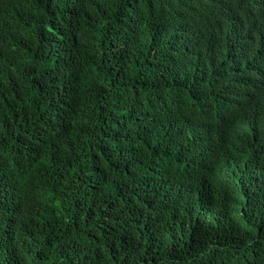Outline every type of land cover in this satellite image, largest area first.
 Returning a JSON list of instances; mask_svg holds the SVG:
<instances>
[{
	"label": "trees",
	"instance_id": "trees-1",
	"mask_svg": "<svg viewBox=\"0 0 264 264\" xmlns=\"http://www.w3.org/2000/svg\"><path fill=\"white\" fill-rule=\"evenodd\" d=\"M0 264H264V0H0Z\"/></svg>",
	"mask_w": 264,
	"mask_h": 264
},
{
	"label": "bare ground",
	"instance_id": "bare-ground-1",
	"mask_svg": "<svg viewBox=\"0 0 264 264\" xmlns=\"http://www.w3.org/2000/svg\"><path fill=\"white\" fill-rule=\"evenodd\" d=\"M93 46V45H92Z\"/></svg>",
	"mask_w": 264,
	"mask_h": 264
}]
</instances>
